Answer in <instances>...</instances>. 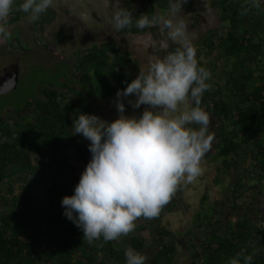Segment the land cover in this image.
<instances>
[{
	"label": "trees",
	"instance_id": "obj_1",
	"mask_svg": "<svg viewBox=\"0 0 264 264\" xmlns=\"http://www.w3.org/2000/svg\"><path fill=\"white\" fill-rule=\"evenodd\" d=\"M142 1V6L134 7L133 0H124L123 7L134 15L149 16L167 9V0ZM18 3L9 24L27 16L18 10ZM211 5L217 11L216 22L201 33L196 48L200 65L211 72L210 88L200 106L217 123L216 158L222 160L214 182L222 184L226 174L232 181L227 193L223 189L224 199L215 200L210 211L195 212L189 235L201 228L204 235L200 250L192 243L188 249L199 264H228L242 250L254 254L252 264H264V0L258 7L249 0H211ZM183 8L195 21H203L192 0ZM55 17L49 8L33 27L42 29ZM155 30L133 25L122 32ZM62 39L58 34L54 42ZM177 47L170 44L168 52ZM137 66L131 53L113 41L92 44L76 53L70 65L72 79L89 86L88 96L69 95L64 85L49 84L17 110L0 113V264H125L129 247L145 253L148 264H176L174 233L160 222L168 207L153 219L136 221L135 233L119 241L91 245L62 215L60 201L72 195L91 156L89 142L72 135V117L77 111L93 114L90 102L123 89L138 74ZM181 191L178 187L175 193ZM247 192L251 200L240 204ZM207 198L205 194L202 203ZM255 201L258 208L252 206ZM226 207L243 215L226 220ZM146 229L165 240H148L141 235Z\"/></svg>",
	"mask_w": 264,
	"mask_h": 264
},
{
	"label": "clouds",
	"instance_id": "obj_2",
	"mask_svg": "<svg viewBox=\"0 0 264 264\" xmlns=\"http://www.w3.org/2000/svg\"><path fill=\"white\" fill-rule=\"evenodd\" d=\"M249 2L258 7L261 0ZM186 3L167 0L166 11L153 16L134 15L124 7L111 15L116 32L133 25L141 30L160 27L178 47L155 57L146 71L116 91V119L79 111L72 117V135L89 142L91 156L72 195L63 196L60 203L62 215L90 245L119 241L135 230L139 218L157 217L178 187L202 173L201 161L213 141L210 116L200 106L211 72L200 65L181 18ZM14 5L17 0H0V42L12 37L9 17ZM54 5L55 0H19L18 10L33 23ZM125 101L134 110L145 107L139 115H125ZM124 255L125 264H148L149 257L131 247ZM253 256L242 250L228 264H252Z\"/></svg>",
	"mask_w": 264,
	"mask_h": 264
},
{
	"label": "rangeland",
	"instance_id": "obj_3",
	"mask_svg": "<svg viewBox=\"0 0 264 264\" xmlns=\"http://www.w3.org/2000/svg\"><path fill=\"white\" fill-rule=\"evenodd\" d=\"M192 1L203 21H195L194 15L184 8L181 18L188 25V36L197 48L201 33L216 22L217 11L211 5V0ZM133 2L134 7L143 4L142 0ZM123 5L124 0H55V5L51 8L56 17L42 29H35L27 16L9 24L12 37L8 41L0 42V113L8 115L17 110L26 100L39 96L40 87L49 84L64 85L68 88L69 95L88 96L91 91L89 86L72 79L70 65L76 53L92 44L115 42L118 48L131 53L139 71H146L155 57L167 55L169 45L176 43L169 40L166 32L160 27H156L155 33L130 34L113 30L110 23L111 15ZM158 14L161 13L157 12L156 15ZM58 34L63 36V39L55 43L54 39ZM115 99L113 95L105 99L92 100L90 103L94 108L93 114L106 121L116 119L119 114L116 111ZM144 107L142 105L140 109L134 110L125 101L124 114L139 115ZM15 116L17 115L14 114L11 120L15 119ZM209 116V134L213 136V141L210 151L201 161L202 173L193 183L180 186L181 193H175L164 206L169 210L163 211L160 220L162 225L174 233L177 244L176 264H199V261L190 257L188 249L192 243L200 250L201 238L204 235L200 234L203 228L189 235L188 231L193 228L195 212L210 211L215 200L224 199L223 189L227 193L232 181L231 175L226 174L222 184L214 182V178L220 174L222 158H216L214 133L217 123L211 114ZM77 166L82 169L80 161ZM205 194L208 198L202 203L201 199ZM250 197L252 194L247 192V195L238 202L246 203L251 200ZM230 204L232 203L229 202L228 205ZM252 206L258 208L259 203L255 201ZM238 214L243 215L228 207L223 210L226 220H234ZM137 221L141 222L142 217ZM141 235L148 240L164 239L155 233L152 235L148 229L143 230Z\"/></svg>",
	"mask_w": 264,
	"mask_h": 264
},
{
	"label": "water",
	"instance_id": "obj_4",
	"mask_svg": "<svg viewBox=\"0 0 264 264\" xmlns=\"http://www.w3.org/2000/svg\"><path fill=\"white\" fill-rule=\"evenodd\" d=\"M1 87V86H0Z\"/></svg>",
	"mask_w": 264,
	"mask_h": 264
}]
</instances>
